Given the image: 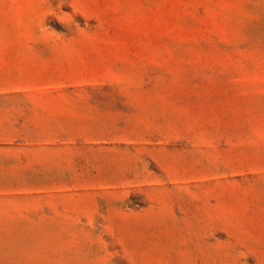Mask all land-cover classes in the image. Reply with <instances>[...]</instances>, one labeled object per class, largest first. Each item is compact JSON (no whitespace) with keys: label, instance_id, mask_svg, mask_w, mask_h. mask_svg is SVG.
I'll list each match as a JSON object with an SVG mask.
<instances>
[{"label":"rangeland","instance_id":"rangeland-1","mask_svg":"<svg viewBox=\"0 0 264 264\" xmlns=\"http://www.w3.org/2000/svg\"><path fill=\"white\" fill-rule=\"evenodd\" d=\"M0 264H264V0H0Z\"/></svg>","mask_w":264,"mask_h":264}]
</instances>
